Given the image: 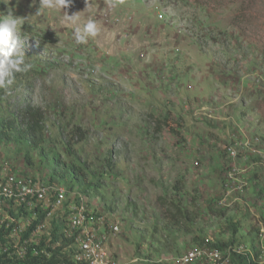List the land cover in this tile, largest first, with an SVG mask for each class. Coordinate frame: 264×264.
I'll return each instance as SVG.
<instances>
[{
    "label": "rangeland",
    "instance_id": "rangeland-1",
    "mask_svg": "<svg viewBox=\"0 0 264 264\" xmlns=\"http://www.w3.org/2000/svg\"><path fill=\"white\" fill-rule=\"evenodd\" d=\"M90 3L37 14L40 0H0V18L11 9L20 20L32 65L0 117L31 104L46 126L39 148L0 141V167L56 180L108 229L118 224L107 243L117 264H175L227 241L220 211L239 224L232 246L264 264V0ZM66 11L80 12L78 25ZM89 18L100 34L79 44L74 29ZM70 166L84 192L61 178ZM173 195L199 218L193 234L169 242L161 202Z\"/></svg>",
    "mask_w": 264,
    "mask_h": 264
},
{
    "label": "built area",
    "instance_id": "built-area-1",
    "mask_svg": "<svg viewBox=\"0 0 264 264\" xmlns=\"http://www.w3.org/2000/svg\"><path fill=\"white\" fill-rule=\"evenodd\" d=\"M229 152L236 154L232 148ZM76 198L56 180L0 167V254L8 264L52 259L53 264H117L107 243L118 224L108 229L103 216H91L83 196ZM233 253L253 256L242 246H208L186 251L175 264H231Z\"/></svg>",
    "mask_w": 264,
    "mask_h": 264
},
{
    "label": "trees",
    "instance_id": "trees-1",
    "mask_svg": "<svg viewBox=\"0 0 264 264\" xmlns=\"http://www.w3.org/2000/svg\"><path fill=\"white\" fill-rule=\"evenodd\" d=\"M23 73H16V80H19ZM7 90L0 88V109L5 102ZM74 134L79 135L82 139L86 138L87 131L77 126ZM0 141L17 143H30L34 148H39L46 141V126H45V114L43 110L31 104H23L11 118L0 117ZM78 169L74 166L67 167L66 170L60 173L63 180H70L71 189H74L77 181L83 180ZM80 190L84 192L82 188L85 187V181L80 184ZM176 191L182 190V182L174 186ZM87 190V188L85 187ZM177 194V193H176ZM260 196H264V190L260 193ZM162 213L165 220L164 236L171 242V240L178 239L184 235L193 234L195 231V224L199 218V215L194 210H189L184 207L182 201L173 195L170 199H166L161 202ZM219 214L224 218V221L220 223V226L230 234L227 241H218L216 244H211L213 247L223 249L229 245H233L236 240V235L239 232V224L234 221L229 215L226 216L225 211H220ZM259 255L255 250L252 257H248L246 254L233 253L231 264H260ZM9 260L4 254H0V264H8ZM37 261L31 262L26 260L22 264H36ZM55 260H46L44 264H53ZM15 264V263H14Z\"/></svg>",
    "mask_w": 264,
    "mask_h": 264
},
{
    "label": "clouds",
    "instance_id": "clouds-1",
    "mask_svg": "<svg viewBox=\"0 0 264 264\" xmlns=\"http://www.w3.org/2000/svg\"><path fill=\"white\" fill-rule=\"evenodd\" d=\"M109 8H115L125 4V0H105ZM85 10H90V0H85ZM73 0H40L37 14L41 9H70ZM64 20L72 25H78L81 16L80 12L71 15L65 12ZM20 20L16 18L11 9L7 15L0 18V88L8 90L15 83L16 73H26L31 70L32 65L25 62V52L20 39ZM98 23L89 18L83 27L77 26L74 29V37L77 43L86 44L89 37H96L100 34ZM38 43V42H37ZM191 256L184 257L187 261Z\"/></svg>",
    "mask_w": 264,
    "mask_h": 264
}]
</instances>
